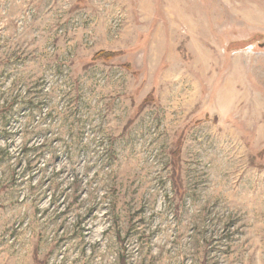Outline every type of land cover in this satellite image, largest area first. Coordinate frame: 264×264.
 <instances>
[{
  "label": "rangeland",
  "instance_id": "obj_1",
  "mask_svg": "<svg viewBox=\"0 0 264 264\" xmlns=\"http://www.w3.org/2000/svg\"><path fill=\"white\" fill-rule=\"evenodd\" d=\"M0 264H264V0H0Z\"/></svg>",
  "mask_w": 264,
  "mask_h": 264
},
{
  "label": "trees",
  "instance_id": "obj_2",
  "mask_svg": "<svg viewBox=\"0 0 264 264\" xmlns=\"http://www.w3.org/2000/svg\"><path fill=\"white\" fill-rule=\"evenodd\" d=\"M106 58V57H105ZM104 57H102V59H105Z\"/></svg>",
  "mask_w": 264,
  "mask_h": 264
}]
</instances>
